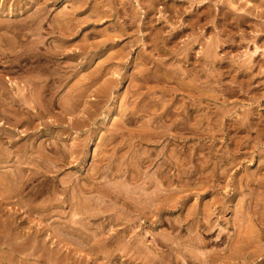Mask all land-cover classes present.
<instances>
[{"label":"rangeland","instance_id":"374dc122","mask_svg":"<svg viewBox=\"0 0 264 264\" xmlns=\"http://www.w3.org/2000/svg\"><path fill=\"white\" fill-rule=\"evenodd\" d=\"M0 20V264H264V0Z\"/></svg>","mask_w":264,"mask_h":264},{"label":"bare ground","instance_id":"6f19581e","mask_svg":"<svg viewBox=\"0 0 264 264\" xmlns=\"http://www.w3.org/2000/svg\"><path fill=\"white\" fill-rule=\"evenodd\" d=\"M201 3H202V2H201ZM73 4H74V3H73ZM19 10H20V9H19ZM22 12H23V11H22ZM14 14H15V13H14ZM25 16H26V15H25ZM27 16H28V15H27ZM27 16H26V17H27ZM19 18H20V17H18V20H19ZM24 18H25V17H24ZM24 18H23V19H24ZM20 19H21V18H20ZM50 19H51V18H50ZM98 19H99V18H98ZM2 20H3V19H2ZM6 20H8V19H6ZM3 21H4V20H3ZM16 21H17V20H16ZM19 21H20V20H19ZM23 21H24V20H23ZM0 22H1V20H0ZM17 25H18V24H17ZM1 27H2V26H1ZM3 31H4V30H3ZM37 31H38V30H37ZM66 34H67V33H66ZM67 36H68V35H67ZM68 51H69V50H68ZM47 53H48V52H47ZM50 53H51V52H50ZM53 53H54V51H53ZM55 53H56V52H55ZM42 54H43V53H42ZM45 54H46V53H45ZM45 54H44V55H45ZM57 54H59V53H57ZM57 54H56V55H57ZM46 55H47V54H46ZM46 55H45V56H46ZM59 55H61V54H59ZM51 56H52V55H51ZM68 56H69V54H68ZM50 58H51V57H50ZM53 58H55V57H53ZM42 59H43V58H42ZM46 59H48V58H46ZM50 60H51V59H50ZM47 62H48V61H47ZM50 62H52V61H50ZM40 89H41V88H40ZM67 103H68V102H67ZM121 108H123V107H121ZM70 109H71V108H70ZM123 109H124V108H123ZM121 111H123V110H121ZM124 111H125V110H124ZM111 115H112V114H111ZM109 117H110V113L107 114V115H105V116H104L105 119H103V120H104V121H105L106 119L108 120ZM249 202H250V201H249ZM255 204H256V203H255ZM259 213H260V212H259ZM255 214H256V213H255ZM261 215H262V214H261ZM246 220L248 221V219H246ZM249 220H251V219H249ZM251 224H252V223H251ZM257 229H258V228H257ZM248 230H249V229H248ZM252 233H253V232H252ZM239 235H240V234H239ZM241 235H242V234H241ZM238 241H239V240H238ZM233 243H234V242H233ZM245 247H246V246H245ZM241 250H242V249H241Z\"/></svg>","mask_w":264,"mask_h":264}]
</instances>
